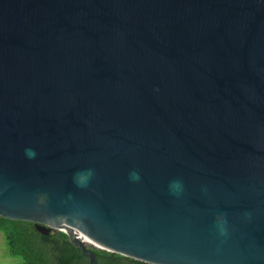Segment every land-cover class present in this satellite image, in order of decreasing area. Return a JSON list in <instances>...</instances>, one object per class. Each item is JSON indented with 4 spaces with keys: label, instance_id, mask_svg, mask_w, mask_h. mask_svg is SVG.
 Segmentation results:
<instances>
[{
    "label": "water",
    "instance_id": "water-1",
    "mask_svg": "<svg viewBox=\"0 0 264 264\" xmlns=\"http://www.w3.org/2000/svg\"><path fill=\"white\" fill-rule=\"evenodd\" d=\"M0 217L264 264V0H0Z\"/></svg>",
    "mask_w": 264,
    "mask_h": 264
},
{
    "label": "trees",
    "instance_id": "trees-1",
    "mask_svg": "<svg viewBox=\"0 0 264 264\" xmlns=\"http://www.w3.org/2000/svg\"><path fill=\"white\" fill-rule=\"evenodd\" d=\"M0 232L4 235L9 255L20 258L21 264H89L80 250L61 232L45 237L29 222L0 217ZM97 264H146L117 254L95 250Z\"/></svg>",
    "mask_w": 264,
    "mask_h": 264
},
{
    "label": "rangeland",
    "instance_id": "rangeland-1",
    "mask_svg": "<svg viewBox=\"0 0 264 264\" xmlns=\"http://www.w3.org/2000/svg\"><path fill=\"white\" fill-rule=\"evenodd\" d=\"M20 258L9 255L4 235L0 232V264H21Z\"/></svg>",
    "mask_w": 264,
    "mask_h": 264
},
{
    "label": "clouds",
    "instance_id": "clouds-1",
    "mask_svg": "<svg viewBox=\"0 0 264 264\" xmlns=\"http://www.w3.org/2000/svg\"><path fill=\"white\" fill-rule=\"evenodd\" d=\"M138 178V177H137Z\"/></svg>",
    "mask_w": 264,
    "mask_h": 264
}]
</instances>
